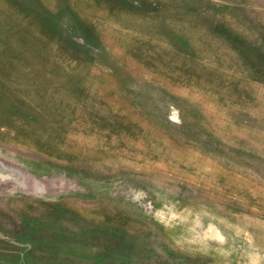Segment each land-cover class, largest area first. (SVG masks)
<instances>
[{
  "label": "rangeland",
  "instance_id": "374dc122",
  "mask_svg": "<svg viewBox=\"0 0 264 264\" xmlns=\"http://www.w3.org/2000/svg\"><path fill=\"white\" fill-rule=\"evenodd\" d=\"M0 264H264V0H0Z\"/></svg>",
  "mask_w": 264,
  "mask_h": 264
}]
</instances>
